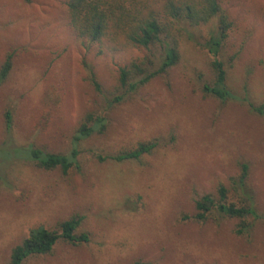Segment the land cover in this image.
<instances>
[{
    "label": "rangeland",
    "instance_id": "374dc122",
    "mask_svg": "<svg viewBox=\"0 0 264 264\" xmlns=\"http://www.w3.org/2000/svg\"><path fill=\"white\" fill-rule=\"evenodd\" d=\"M66 2L0 0V67L12 56L0 83V264L30 230L74 215L87 243L59 242L22 264H264V119L250 107L264 103V0H220L233 28L219 58L235 99L204 94L211 57L184 40L177 65L115 104L118 69L145 51L89 45L70 28ZM87 112L102 115L105 129L74 145ZM147 141L157 144L151 154L110 160ZM31 144L65 155L76 148L75 166L66 175L40 169L17 153ZM241 163L260 216L252 231L237 235L238 221L216 212L196 222L195 202L229 187Z\"/></svg>",
    "mask_w": 264,
    "mask_h": 264
},
{
    "label": "trees",
    "instance_id": "16d2710c",
    "mask_svg": "<svg viewBox=\"0 0 264 264\" xmlns=\"http://www.w3.org/2000/svg\"><path fill=\"white\" fill-rule=\"evenodd\" d=\"M66 7L70 28L89 45L124 42L145 51V60L131 61L118 69L119 95L111 104L119 103L126 94L135 92L156 76L167 74L178 64L180 44L184 40L200 46L211 57L212 77L203 85L204 94L220 102L235 99L226 84L224 62L219 58L233 28V22L221 8L220 0H67ZM203 27L207 28L206 34L198 33L195 37L193 31L198 32ZM157 53L161 57L155 64L153 58ZM11 69L12 56L8 55L0 67V83L8 77ZM87 76L94 89L100 91V84L91 67ZM250 107L252 112L264 119V103L259 106L250 104ZM4 119L5 128L9 129L11 117L8 112ZM105 126L106 120L102 115L87 112L75 132L73 144L100 134ZM156 146L153 141L139 142L132 149L111 156L110 160L116 163L136 161L151 154ZM17 153L40 169L60 170L63 175L75 166L78 155L76 148L65 155L44 151L33 144ZM99 159L104 160L102 157ZM247 180L248 165L241 163L240 173L231 180L229 187L219 185L215 195H204L195 202L193 219L204 222L216 212L218 218L238 221L237 235L250 233L260 216ZM81 221L82 217L74 215L58 223L54 229L38 227L30 230L27 237L12 248L9 264H22L29 257L48 255L59 242L72 246L87 243L88 234L79 233Z\"/></svg>",
    "mask_w": 264,
    "mask_h": 264
}]
</instances>
